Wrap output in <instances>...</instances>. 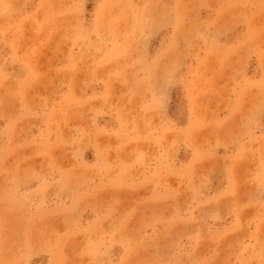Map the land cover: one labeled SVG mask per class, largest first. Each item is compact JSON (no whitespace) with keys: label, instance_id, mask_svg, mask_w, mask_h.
Segmentation results:
<instances>
[{"label":"rangeland","instance_id":"1","mask_svg":"<svg viewBox=\"0 0 264 264\" xmlns=\"http://www.w3.org/2000/svg\"><path fill=\"white\" fill-rule=\"evenodd\" d=\"M0 264H264V0H0Z\"/></svg>","mask_w":264,"mask_h":264}]
</instances>
